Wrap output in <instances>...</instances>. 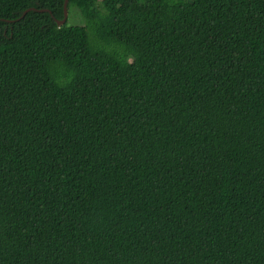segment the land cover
Returning <instances> with one entry per match:
<instances>
[{
  "label": "trees",
  "instance_id": "16d2710c",
  "mask_svg": "<svg viewBox=\"0 0 264 264\" xmlns=\"http://www.w3.org/2000/svg\"><path fill=\"white\" fill-rule=\"evenodd\" d=\"M63 4L0 0V264H264V0Z\"/></svg>",
  "mask_w": 264,
  "mask_h": 264
},
{
  "label": "water",
  "instance_id": "95a60500",
  "mask_svg": "<svg viewBox=\"0 0 264 264\" xmlns=\"http://www.w3.org/2000/svg\"><path fill=\"white\" fill-rule=\"evenodd\" d=\"M67 2H68V0H64V4H63V10H64V16H63V18L61 19V20H58L57 22L58 23H63V22H65V20H66V17H67ZM31 9H34V10H40V11H48V9H45V8H42V9H36V8H34V7H29V8H27V9H25L23 12H22V14L18 17V18H16V19H20L21 17H23L29 10H31ZM12 21V20H11Z\"/></svg>",
  "mask_w": 264,
  "mask_h": 264
},
{
  "label": "rangeland",
  "instance_id": "374dc122",
  "mask_svg": "<svg viewBox=\"0 0 264 264\" xmlns=\"http://www.w3.org/2000/svg\"><path fill=\"white\" fill-rule=\"evenodd\" d=\"M67 19H68V22L81 23L80 15L78 16V13H76L75 9L73 8H70V10L67 11Z\"/></svg>",
  "mask_w": 264,
  "mask_h": 264
}]
</instances>
